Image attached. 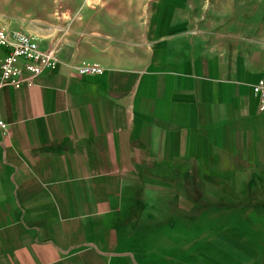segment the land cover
<instances>
[{
    "label": "crops",
    "instance_id": "crops-1",
    "mask_svg": "<svg viewBox=\"0 0 264 264\" xmlns=\"http://www.w3.org/2000/svg\"><path fill=\"white\" fill-rule=\"evenodd\" d=\"M16 2L60 63L0 89V264H262L264 0Z\"/></svg>",
    "mask_w": 264,
    "mask_h": 264
},
{
    "label": "built area",
    "instance_id": "built-area-1",
    "mask_svg": "<svg viewBox=\"0 0 264 264\" xmlns=\"http://www.w3.org/2000/svg\"><path fill=\"white\" fill-rule=\"evenodd\" d=\"M59 63L58 49L54 46L40 49L30 34L19 29L0 28V89L4 86H29L44 70L56 69ZM97 71L99 66L89 63L76 68L81 76ZM251 88L259 110L264 111V76ZM0 128L4 129L1 120Z\"/></svg>",
    "mask_w": 264,
    "mask_h": 264
},
{
    "label": "rangeland",
    "instance_id": "rangeland-1",
    "mask_svg": "<svg viewBox=\"0 0 264 264\" xmlns=\"http://www.w3.org/2000/svg\"><path fill=\"white\" fill-rule=\"evenodd\" d=\"M16 1H18L19 3H23V2H25L27 0H0V15H4L6 17L12 16V12H11V6L12 5L11 4H12V2L15 3ZM218 230L219 229H215V230H208V229H206L205 230V238H204L205 239V242H208V240H209L208 237H211L212 236L213 231L214 232L215 231L218 232ZM205 247H206V253H215L216 252V251L214 252V249H212L213 248L212 245H206ZM255 247L258 248V246H255ZM225 262H226V264H237V262H232V263L230 261H225ZM207 264H211V263L207 261Z\"/></svg>",
    "mask_w": 264,
    "mask_h": 264
},
{
    "label": "trees",
    "instance_id": "trees-1",
    "mask_svg": "<svg viewBox=\"0 0 264 264\" xmlns=\"http://www.w3.org/2000/svg\"><path fill=\"white\" fill-rule=\"evenodd\" d=\"M262 264H264V259H263V262H262Z\"/></svg>",
    "mask_w": 264,
    "mask_h": 264
}]
</instances>
